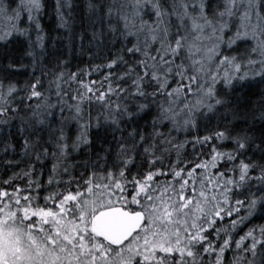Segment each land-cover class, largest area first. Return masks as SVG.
<instances>
[{
    "label": "snow or ice",
    "instance_id": "obj_1",
    "mask_svg": "<svg viewBox=\"0 0 264 264\" xmlns=\"http://www.w3.org/2000/svg\"><path fill=\"white\" fill-rule=\"evenodd\" d=\"M48 9L0 0V264H264V0Z\"/></svg>",
    "mask_w": 264,
    "mask_h": 264
},
{
    "label": "trees",
    "instance_id": "obj_2",
    "mask_svg": "<svg viewBox=\"0 0 264 264\" xmlns=\"http://www.w3.org/2000/svg\"><path fill=\"white\" fill-rule=\"evenodd\" d=\"M46 2L49 4V15L45 17L44 22L46 24L47 27H54L55 26V20H54V16L51 14V6L54 4V0H46ZM73 4L74 7L76 9L75 13H74V20H75V24L79 25L80 23V14L82 12V10L85 8L86 6V0H73ZM53 35H55V33H53ZM65 52L67 51L66 49L64 50ZM82 59L85 63H83L81 66L86 67V61H87V56H84ZM77 61L74 60L73 63H76ZM92 78H97V74H93ZM253 91H256V89H253ZM81 171L83 170L82 168L80 169ZM0 175H3V169L0 168Z\"/></svg>",
    "mask_w": 264,
    "mask_h": 264
}]
</instances>
